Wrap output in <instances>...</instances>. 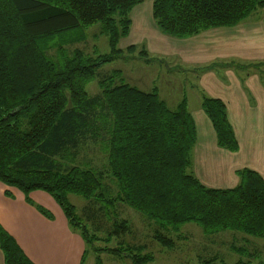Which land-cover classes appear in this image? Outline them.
I'll return each instance as SVG.
<instances>
[{"label": "trees", "instance_id": "obj_1", "mask_svg": "<svg viewBox=\"0 0 264 264\" xmlns=\"http://www.w3.org/2000/svg\"><path fill=\"white\" fill-rule=\"evenodd\" d=\"M142 0H0V183L19 190L34 206L32 191L47 193L60 207L68 226L87 249L147 264L153 256L144 246H125L129 227L115 205L124 204L157 227L154 239L171 249L169 234L194 223L205 234L236 231L264 240V181L251 170L236 172L239 184L210 189L189 171L196 127L185 100L170 110L155 91L141 92L114 72L98 70L121 53L128 34L129 14ZM264 0H152L155 27L175 39H188L209 29L234 27ZM101 25L110 52L88 55L65 45L85 40L84 30ZM134 46L126 51L133 54ZM56 51L57 60L48 51ZM145 61V51H139ZM144 55V56H143ZM208 69V68H204ZM97 82L99 93L86 86ZM200 109L215 133L219 148L235 152L238 144L225 104L202 97ZM100 142L103 170L74 162L86 142ZM101 150V152H102ZM102 152V153H103ZM114 181V197L104 179ZM10 196L9 192H5ZM86 203L77 215L68 196ZM46 218L50 214L36 206ZM119 240L118 247L97 248ZM129 247V248H128ZM127 248V249H125ZM0 250L5 264H33L0 226ZM204 264H226L205 260ZM234 264H248L238 261Z\"/></svg>", "mask_w": 264, "mask_h": 264}, {"label": "crops", "instance_id": "obj_2", "mask_svg": "<svg viewBox=\"0 0 264 264\" xmlns=\"http://www.w3.org/2000/svg\"><path fill=\"white\" fill-rule=\"evenodd\" d=\"M147 13L144 11L146 22ZM136 20L142 21L143 17L138 16ZM157 40L163 42L162 47L182 57L184 62L197 67L219 60L232 61L244 68L241 73L232 68L223 69L224 81L215 80L220 83V91L215 84L210 87L214 91L211 98L219 97L217 99L226 106L238 149L229 152L219 148L206 118L204 135L200 139L195 125L196 141L190 154V172L210 189L236 187L239 184L236 172L243 169L256 172L264 181V9L255 10L234 27L209 29L181 40L160 35ZM195 150L199 152L193 157ZM6 191L10 196L5 195ZM28 198L34 206L25 201L19 190L0 183V226L13 238L27 259L33 264H86V258L82 262L84 241L70 229L56 202L43 191H32ZM35 205L46 210L51 218L39 213ZM239 239L249 241L244 236ZM230 249L235 258L228 257L230 261L224 262H245L241 259L248 253L245 248L231 246ZM248 259H251L249 255ZM0 264H5L1 250ZM251 264H264V251Z\"/></svg>", "mask_w": 264, "mask_h": 264}, {"label": "rangeland", "instance_id": "obj_3", "mask_svg": "<svg viewBox=\"0 0 264 264\" xmlns=\"http://www.w3.org/2000/svg\"><path fill=\"white\" fill-rule=\"evenodd\" d=\"M151 4L152 0H142L140 4L132 8L129 18L133 20V23L131 22L130 24L128 34L120 39L117 45V49L121 53L111 63L103 65L97 73L100 76H105L119 72L123 82L131 87L145 93L155 91L159 99L164 101L170 110L176 109L182 100H185L186 108L194 123H196L195 125H197L198 139H200L204 135V120H207L200 109L201 98L203 96L210 98L211 94L213 95L214 91L210 90L213 84L220 91V83L217 82L224 81L223 69L232 68L241 73L244 68L240 67L241 64L232 61L222 62L219 60L203 67H197L184 62V59L179 57L174 51L172 52L170 49L162 47L161 44L163 42L158 41L157 37L164 34L154 29L156 27H154L153 19L151 20L152 12L151 16L149 15ZM144 11L148 12V22H146ZM138 16H142L143 20L137 21L136 17ZM140 22H142L141 25ZM84 34L85 40L77 44L65 45L63 49L67 53L74 49H79L91 56L94 54L105 55L110 52L107 37L101 33L100 24L88 27L84 30ZM166 37L171 38L169 36ZM129 46L136 48L133 54L126 51ZM141 50L146 52L148 61H145L140 55L139 51ZM56 53L54 50L48 51L49 56L54 61L58 58ZM205 67L208 69L204 70ZM201 71H205V73ZM86 92L89 96L98 94L97 82L89 83L86 86ZM101 150L100 142L88 141L81 147L74 163L82 168H90L99 172L103 170L102 168L106 163V156ZM198 152V150H195L193 157H196ZM103 184L109 186L108 194L114 197L117 191L114 181L105 178ZM68 200L75 207L76 214L79 215L86 202L75 195H69ZM115 209L119 219L126 221L129 227V232L119 240H122L125 246H144L143 254L149 253L153 256L152 262L147 264H204L205 260L210 259L216 262L230 261L228 257L235 258L233 251L230 249L231 246L234 248H245L248 253L241 259L251 264V262L259 259L264 251V240L229 230L205 234L194 223L182 225L177 234H169L174 244L171 249H167L155 241L154 235L157 232V227L153 223L124 204H116ZM99 232L97 236L103 239L94 242L97 248L118 247L119 240L112 239L107 243L104 241L105 233ZM220 233L222 234L217 235ZM243 236L248 238L249 241L242 242L239 238ZM248 255L251 258L250 260ZM95 257L96 254L87 249L85 263L94 262ZM99 257L103 264H132L131 260L126 257L117 258L107 253H99Z\"/></svg>", "mask_w": 264, "mask_h": 264}]
</instances>
